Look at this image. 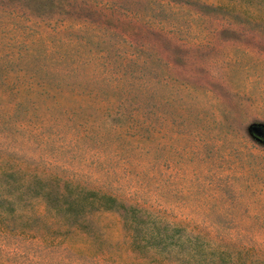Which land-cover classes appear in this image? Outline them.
<instances>
[{
  "label": "rangeland",
  "instance_id": "374dc122",
  "mask_svg": "<svg viewBox=\"0 0 264 264\" xmlns=\"http://www.w3.org/2000/svg\"><path fill=\"white\" fill-rule=\"evenodd\" d=\"M0 264H264V0H0Z\"/></svg>",
  "mask_w": 264,
  "mask_h": 264
}]
</instances>
